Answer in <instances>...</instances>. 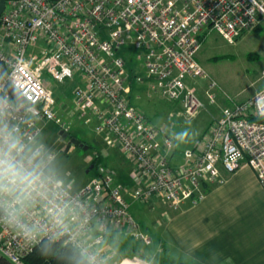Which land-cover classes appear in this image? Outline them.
<instances>
[{"label": "built area", "instance_id": "1", "mask_svg": "<svg viewBox=\"0 0 264 264\" xmlns=\"http://www.w3.org/2000/svg\"><path fill=\"white\" fill-rule=\"evenodd\" d=\"M263 20L264 0H8L0 15V147L15 140L17 159L42 186L0 196V256L25 264L43 239L63 240L89 264H109L98 246L110 231L151 242L131 213L134 202L157 199L178 211L242 166L264 189V87L225 106L177 163L176 135L131 99L133 87L144 86L195 113L203 103L190 84L205 75L196 58L204 38L215 32L233 43ZM74 80L72 107L64 110L131 164V189L103 165L76 189L50 170L55 154L38 142L42 125H69L49 81ZM8 85L23 100L13 99Z\"/></svg>", "mask_w": 264, "mask_h": 264}, {"label": "rangeland", "instance_id": "2", "mask_svg": "<svg viewBox=\"0 0 264 264\" xmlns=\"http://www.w3.org/2000/svg\"><path fill=\"white\" fill-rule=\"evenodd\" d=\"M196 58L205 75L190 84L203 103L195 113L187 114L179 101L151 93L144 86H136L131 98L132 103L152 123L176 135L175 141L178 147H181L177 149L178 151L194 146L225 106L231 102L249 99L264 87V20L233 43L227 42L212 32L202 41ZM128 61L136 64L131 53L128 54ZM49 84L61 97L59 106L63 109L58 106L55 109L69 125L68 131L63 130L53 121H47L42 125L38 142L45 154H55L50 170L70 188L76 189L85 184L94 174V169L89 170L88 173L86 170L98 155L96 166L108 167L112 170L115 179H119L124 174L119 170L125 165L128 166L125 158L116 149L106 148L102 141H99L100 146L96 145L97 136L93 126L83 124L80 119L69 115L64 110L72 107L70 97L77 82L75 80L65 83L49 81ZM60 131L75 136L89 148L84 150L72 143L68 147V136L60 135ZM137 204L134 202L130 209L134 215L135 208L139 207ZM139 221L145 227L146 222ZM132 242L133 244L136 242L139 248L143 246L142 243L130 238L126 244L129 245Z\"/></svg>", "mask_w": 264, "mask_h": 264}, {"label": "crops", "instance_id": "3", "mask_svg": "<svg viewBox=\"0 0 264 264\" xmlns=\"http://www.w3.org/2000/svg\"><path fill=\"white\" fill-rule=\"evenodd\" d=\"M95 141L100 146L97 138ZM177 149L181 147L176 143L172 153L175 163L181 157ZM125 161L128 166L119 170L124 174L116 180L131 189L132 166ZM137 203L136 216L131 213L151 242L145 244L127 231H110L98 246L109 255V264H161L159 260L163 259L199 264H264V189L248 166L240 167L225 182L209 188L201 201L181 210L172 211L157 199ZM139 220L146 222L145 227ZM129 238L143 246L137 247L136 242L127 245Z\"/></svg>", "mask_w": 264, "mask_h": 264}, {"label": "clouds", "instance_id": "4", "mask_svg": "<svg viewBox=\"0 0 264 264\" xmlns=\"http://www.w3.org/2000/svg\"><path fill=\"white\" fill-rule=\"evenodd\" d=\"M19 152L17 142L12 139H9L4 147H0V196H26L42 186L40 177L28 172L23 160L17 159Z\"/></svg>", "mask_w": 264, "mask_h": 264}, {"label": "trees", "instance_id": "5", "mask_svg": "<svg viewBox=\"0 0 264 264\" xmlns=\"http://www.w3.org/2000/svg\"><path fill=\"white\" fill-rule=\"evenodd\" d=\"M55 2L57 0H49ZM260 121L264 122V118H259ZM97 157L91 163L95 169V162L98 160ZM97 163V162H96ZM89 168V167H88ZM166 262V263H165ZM25 264H89L88 261L80 254V252L73 247L71 244L63 241H50L43 239L40 241L33 250L28 253L24 258ZM161 264H199L197 262L182 261L174 262L159 260ZM0 264H11V262L0 256Z\"/></svg>", "mask_w": 264, "mask_h": 264}, {"label": "water", "instance_id": "6", "mask_svg": "<svg viewBox=\"0 0 264 264\" xmlns=\"http://www.w3.org/2000/svg\"><path fill=\"white\" fill-rule=\"evenodd\" d=\"M7 1L8 0H0V15L3 12V10H4ZM5 90L13 99H15L17 101L23 100V98L19 95V93L17 91H15L11 86L8 85ZM59 134L62 135V136H67V133H63L61 131H60ZM69 142L74 144V145H78V146L82 147L84 150H87L89 148L88 145L81 143L80 140L77 139V138H71L69 140ZM92 168H93V165L90 164V166L86 170V172H88Z\"/></svg>", "mask_w": 264, "mask_h": 264}, {"label": "flooded vegetation", "instance_id": "7", "mask_svg": "<svg viewBox=\"0 0 264 264\" xmlns=\"http://www.w3.org/2000/svg\"><path fill=\"white\" fill-rule=\"evenodd\" d=\"M67 136H68V142H69V140L71 139V138H75V136H73V135H70V134H67ZM80 142L81 143H83L81 140H80ZM71 144H70V142L68 143V147L70 146ZM78 146V145H77Z\"/></svg>", "mask_w": 264, "mask_h": 264}]
</instances>
